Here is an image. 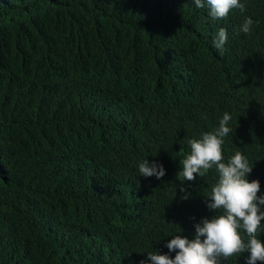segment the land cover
Listing matches in <instances>:
<instances>
[{"label":"trees","instance_id":"obj_1","mask_svg":"<svg viewBox=\"0 0 264 264\" xmlns=\"http://www.w3.org/2000/svg\"><path fill=\"white\" fill-rule=\"evenodd\" d=\"M240 2L211 20L194 0H0V264H142L193 238L218 174L181 184L180 161L225 112V160L264 196V0Z\"/></svg>","mask_w":264,"mask_h":264},{"label":"clouds","instance_id":"obj_2","mask_svg":"<svg viewBox=\"0 0 264 264\" xmlns=\"http://www.w3.org/2000/svg\"><path fill=\"white\" fill-rule=\"evenodd\" d=\"M197 9H207L211 20L227 19L230 11L239 9L241 14L246 10L240 0H194ZM254 21L246 17L236 29V34H250ZM228 40V33L221 27L213 41L219 53H223ZM232 117L225 112L219 121V126L212 131L203 132L200 138L188 140L190 152L180 161L182 165L178 177L183 181H193L196 176L204 177L215 169L217 182L212 186L207 207L216 212L212 217H205L195 224V234L189 239L179 233L167 242L169 253L175 252L174 258L169 253L158 251L148 252L147 259L142 264H220L221 259L238 256L249 252L247 264L264 261V243L259 239L264 232V196H258L259 180L248 179L253 165L237 151L228 160L222 152L224 138L233 129L230 126ZM139 173L143 177L161 179L166 170L162 164L144 159L139 164ZM181 192L188 198L186 189ZM246 237V238H245Z\"/></svg>","mask_w":264,"mask_h":264}]
</instances>
